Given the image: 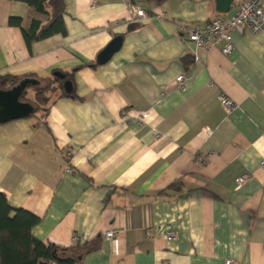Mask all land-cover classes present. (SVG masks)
Masks as SVG:
<instances>
[{
  "label": "crops",
  "instance_id": "obj_1",
  "mask_svg": "<svg viewBox=\"0 0 264 264\" xmlns=\"http://www.w3.org/2000/svg\"><path fill=\"white\" fill-rule=\"evenodd\" d=\"M237 1L65 0L66 33L28 45L9 17L49 16L0 0V76L71 74V96L55 83L45 113L0 123V192L40 218L36 238L93 241L75 264H264V35L231 31L224 54L177 30ZM116 35L120 49L98 64Z\"/></svg>",
  "mask_w": 264,
  "mask_h": 264
},
{
  "label": "trees",
  "instance_id": "obj_2",
  "mask_svg": "<svg viewBox=\"0 0 264 264\" xmlns=\"http://www.w3.org/2000/svg\"><path fill=\"white\" fill-rule=\"evenodd\" d=\"M30 5L35 11L47 14L48 20L41 23L32 20L28 27H23L21 18L9 17V24L20 27L26 43L39 40L53 34H65L66 29L63 21L65 12V0H22ZM158 5L164 0H149ZM131 28L133 25L130 26ZM187 59V60H186ZM192 61L184 58V63ZM93 65V64H92ZM75 67L73 70H76ZM69 77L70 73H65ZM32 76V75H27ZM24 76L2 75L0 87L8 89L18 83ZM35 78V77H34ZM39 83L31 86L34 91L33 99L27 97V87L19 96L21 101H29L34 106L35 115L47 111L46 105L53 93L54 85L62 87L63 80L54 76L38 78ZM63 93L64 90L62 91ZM66 94V93H65ZM72 95L71 92L67 93ZM30 116V115H29ZM1 123V122H0ZM171 183L170 186H174ZM40 218L35 214L9 205L4 193L0 192V264H46L50 260H57L64 264H75L80 261L84 254L95 250L97 245L93 241L77 242L68 247H59L51 243L45 244L32 234V228L38 224Z\"/></svg>",
  "mask_w": 264,
  "mask_h": 264
},
{
  "label": "built area",
  "instance_id": "obj_3",
  "mask_svg": "<svg viewBox=\"0 0 264 264\" xmlns=\"http://www.w3.org/2000/svg\"><path fill=\"white\" fill-rule=\"evenodd\" d=\"M133 18H146L148 13L138 5H132ZM250 30L252 33H261L264 35V7L262 0H238L234 6L233 13L226 17L212 16L202 26L190 25L187 23H177V30L181 35L183 42H193L196 47L212 48L219 42H223L220 46L222 53L228 54L233 49L231 40V31ZM176 86L184 89V76L179 74L176 78ZM221 105L230 111L236 105L234 101L225 94L220 95ZM137 117V116H135ZM70 168L67 167V170ZM249 178V174L245 173L238 178V184ZM104 237L110 239L114 237L112 230L104 232ZM173 231L166 233V238H174ZM74 243L81 242L79 237H74ZM226 264H236L234 259L228 258ZM46 264H64L57 260H50Z\"/></svg>",
  "mask_w": 264,
  "mask_h": 264
},
{
  "label": "water",
  "instance_id": "obj_4",
  "mask_svg": "<svg viewBox=\"0 0 264 264\" xmlns=\"http://www.w3.org/2000/svg\"><path fill=\"white\" fill-rule=\"evenodd\" d=\"M217 1L218 3L220 2V0ZM221 9L225 10L224 8ZM121 44V35L113 37V39L98 53L96 62L98 64L107 62L112 55L120 49ZM53 75L63 80L62 87L64 92L70 93L72 90V83L66 78L65 73L54 71ZM38 83L39 80L36 78L24 77L8 89H2L0 87V122L28 117L34 112L33 104L29 101L19 100V96L27 87L37 85Z\"/></svg>",
  "mask_w": 264,
  "mask_h": 264
}]
</instances>
